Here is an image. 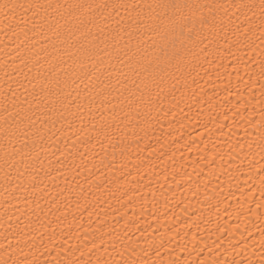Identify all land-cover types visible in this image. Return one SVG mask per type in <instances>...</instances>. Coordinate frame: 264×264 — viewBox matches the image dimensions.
<instances>
[{"label":"snow or ice","instance_id":"6c2138e0","mask_svg":"<svg viewBox=\"0 0 264 264\" xmlns=\"http://www.w3.org/2000/svg\"><path fill=\"white\" fill-rule=\"evenodd\" d=\"M0 24L3 31L19 41L13 52L5 53L8 59L2 66L11 82L6 81V86L0 88V172L3 173L6 195L25 205L18 209L20 215L15 217L18 221L13 230L15 244L12 240L6 245L0 244V264H163L161 260L145 258L153 247L156 256L161 255L160 250L166 248L162 237L157 243L152 233L145 229L141 236L149 247L144 249L130 238L126 242L124 236L108 227L106 220L100 217L97 209H101V205L111 207L106 194L117 199L122 208L132 205V196L119 176L113 174L107 181L113 187L106 188L102 177L90 168L87 169L89 175H84L87 149L81 154L80 165L73 164L74 173L70 170L60 173L66 187L57 185V195L48 199L50 194L44 179L55 180L53 163L63 168L61 156L67 159L73 154L70 151L65 156L60 148L50 152V146L63 137L67 148L71 136L66 130L76 137L72 141L73 150L87 144L95 148L96 144L92 143L95 140L105 156L109 147L113 152L109 165H104L103 158L101 165L108 167L109 172L115 169L123 175L122 170L126 167L123 160L130 159L128 153L132 145L129 141L143 139L141 132L147 136L152 122L158 120L159 112L164 116L171 114L175 119L177 112L174 109L184 111L181 104L190 111L192 104L199 102L191 85L199 83L200 70L207 74L204 64L216 69L226 68L222 63L226 53L236 57L233 72L238 82L243 79L239 75V65L243 63L245 74L249 76L244 84L249 90L252 83H260L257 100L262 106L260 118L247 120L256 131L246 141L249 149L246 158L250 168L255 169L259 163L257 175L264 196V163L255 159L259 155L264 161V0H259V4L238 0L227 5L217 0L211 3H191L189 0H0ZM239 52H245L248 60L236 56ZM249 62L255 65L251 70ZM228 75L231 81V73ZM180 85H183L182 89ZM189 89L191 97L188 96ZM177 91L180 96L176 95ZM237 94L238 105L233 106L232 115H239L244 120L249 106L255 111L253 100L256 98H245L239 88ZM229 95H232L231 91ZM189 99L192 104L187 103ZM165 102L169 105L167 110L163 107ZM209 107L213 106L210 104ZM224 119H228L226 113ZM219 127L222 129L224 125ZM245 136H248L247 129ZM244 146L241 142L229 145L230 153L237 149L243 151ZM253 148L258 152H253ZM116 152L123 158L119 169H116ZM218 155L216 152L210 159H202H207L212 166ZM220 159H223L222 155ZM230 159L235 157L230 155ZM100 170L97 167V172ZM69 175L71 181L76 182L75 188ZM78 177L88 185L87 189ZM93 185L99 195L92 192ZM76 188L79 192L73 199ZM66 192L67 196L64 195ZM152 195V206L156 209L155 191ZM212 198L208 196L209 200ZM42 200L47 204L46 210ZM261 207L264 205L257 204V208ZM102 210L107 216V209ZM77 212L81 220L85 212L90 218L94 214L97 216L96 227L84 229L85 233L99 234L93 236L90 247L85 243L88 235L81 239L79 231L71 230ZM69 215L72 220L68 225V239H64L62 230L60 239L63 242L56 246L55 228L51 234L49 228L68 222ZM21 216L25 217L24 221ZM260 234L264 246V229ZM72 237L80 243H69ZM167 245L170 251L171 241ZM231 247L237 255L243 251V248L237 251L235 245ZM113 253L121 259H114ZM45 255L51 259L41 261L40 257ZM170 264L179 262L171 261ZM200 264L205 261L201 260ZM212 264L229 262L213 260ZM232 264L240 262L234 260ZM259 264H264V258Z\"/></svg>","mask_w":264,"mask_h":264},{"label":"bare ground","instance_id":"6f19581e","mask_svg":"<svg viewBox=\"0 0 264 264\" xmlns=\"http://www.w3.org/2000/svg\"><path fill=\"white\" fill-rule=\"evenodd\" d=\"M86 2H92V0H86ZM189 2L211 3L212 0H189ZM217 2L227 5L238 2V0H217ZM244 2L259 4V0H244ZM237 22L239 23V21ZM2 29L3 25L0 24V88L6 86V81L11 82L5 76L2 67L4 61L8 59L5 53L13 52L19 43L11 33ZM221 43L223 44V41ZM245 52H247L246 49ZM245 52L236 53V56H244V60L247 61L248 56L245 55ZM222 63L227 67L216 69L214 66L204 64L207 74L200 70V76L197 77L199 83L191 85V88L196 90V99L199 102L192 104V100L189 99L187 103L192 104L190 111L184 104H181L184 111L174 109L177 112L175 119L171 114L164 116L163 112H159V118L152 122L153 126L148 130L147 136L141 132L140 136L143 139L136 142L129 141L132 145L128 153L130 159L123 160L120 153L116 152V169L120 168L122 160L126 164L122 170L123 175L116 172L115 169L109 172L108 167H104L100 163L102 158L104 165H109V162L112 161L113 152L110 147L107 149V156L95 140L92 142L96 144L95 148L91 144H87L78 145V149L73 150L72 141L76 137L66 130V134L71 136L67 148L64 145V138L61 137L56 144L50 146V152L60 148L64 151L65 156L70 151L73 154L67 156V159L61 156L63 168L53 163L52 176L56 177L55 180L44 179V184L48 186L50 194L48 199L57 195L59 190L57 185L66 187L64 176L60 173L65 170L74 173L76 169L73 164L80 165L81 154L85 153L87 149L84 175H89L87 169L90 168L93 173L102 177L106 188L113 187L107 184L113 174L119 176L125 188L129 190V195L132 196V205L122 208L117 199L106 194L111 207L103 204L97 211L100 212V217L106 220L107 226L124 236L126 242L130 238L132 242L144 249L149 247L145 238L141 236V232L145 229L152 233V236L157 239V243L161 237L165 241L166 248L160 250L159 257L156 256L153 247L145 256L146 259L161 260L163 264H170L171 261H178L179 264H200L201 260H204L205 264H212L213 260H227L229 264H232L234 260L239 261L240 264H248L251 260L252 264H259L260 260L264 258V246L261 244L260 234L261 229H264V207L257 208V204L264 205V196L261 195V181L260 176L257 175L259 163L256 164L255 169L249 167L246 158L249 149L246 141L256 131L248 125L247 120L255 121L260 118L262 106L257 102L260 98V83H252L251 90H249V86L244 84L249 76L245 74L243 63L239 65V75L243 79L238 82L237 75L233 72L236 57L226 53V58ZM249 65L250 70L255 67V65H251V62ZM229 73H231V81H229ZM189 83L191 84V78ZM81 87L83 88V85ZM179 87L182 89L183 85ZM238 88L245 93V98L248 96L256 98L253 100L256 105L255 111H251V106H249V111L244 113L246 117L244 120L239 115H232L235 111L233 106L238 105ZM229 91L232 95H229ZM176 95L180 96V91H177ZM188 96H192L191 89L188 91ZM210 104L213 107L210 108ZM163 107L167 110L169 107L167 102ZM225 113L228 116L227 120L224 119ZM214 118L215 122H213ZM219 125H224V127L221 129ZM208 129L211 131L209 132ZM245 129L248 131V136H245ZM237 142L245 144L243 151L237 149L230 153L229 145H236ZM252 151L258 152V149L253 148ZM216 152H219L220 155L217 156L215 164L209 166L208 160L202 159V157L210 159ZM59 155L60 153L57 152V156ZM221 155L223 156L222 160L220 159ZM230 155L235 159H230ZM52 159L55 160V157ZM255 159L264 163L259 155ZM241 161H243L242 164ZM45 166H47V160ZM97 167L101 169L99 172H97ZM165 176H167V180H165ZM2 177L3 173L0 172V244L6 245L8 240H12L15 244L13 230L18 223L15 217L20 215L18 209L24 208L25 205L14 197L6 195ZM78 179L87 189L88 185L84 184L83 179L81 177ZM69 181L75 188L76 182L71 181V175H69ZM152 191H155L158 211L152 206ZM78 192L79 188H76V192L72 193L73 199ZM92 192L100 194L96 192L94 185ZM64 195L67 196L68 193L66 192ZM118 195L119 193H117ZM208 196L213 198L209 200ZM89 199H93L92 195H89ZM41 203L46 210L45 201L42 200ZM102 209H107V216ZM74 210L75 205H73ZM57 214L59 215V213ZM9 217L12 219L9 220ZM76 217V222L72 225L71 230L72 232L79 231L81 239L84 235H88L89 239L85 243L90 247L93 236L99 234L92 231L85 233L84 229L95 228L97 216L94 214L90 218L85 212L81 220L80 213L77 212ZM20 219L24 221L25 217L21 216ZM71 220L72 217L69 215L68 222L58 224V226L53 224L49 228V234H51L52 228H55L56 246L63 242L60 239L62 230L65 233L64 239H68V225ZM9 224H12L13 227L9 228ZM153 229H155L154 232ZM125 233H127L126 236ZM194 235L195 240H193ZM168 241H171L170 251L167 250ZM69 243L79 244L80 241L72 237L69 239ZM245 244H247L246 248ZM232 245L236 246L237 251L241 248L243 251L237 255L236 251H233ZM49 246L51 247V245ZM109 252H111L110 243ZM52 255H55L54 248ZM112 255L116 260L121 259L115 253ZM40 259L45 261L50 260L51 257L45 255Z\"/></svg>","mask_w":264,"mask_h":264}]
</instances>
